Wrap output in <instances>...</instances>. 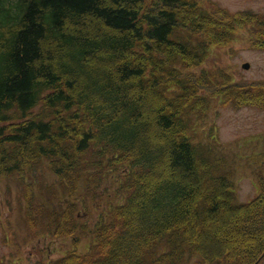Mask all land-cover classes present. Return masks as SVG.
Returning a JSON list of instances; mask_svg holds the SVG:
<instances>
[{
    "label": "trees",
    "instance_id": "trees-1",
    "mask_svg": "<svg viewBox=\"0 0 264 264\" xmlns=\"http://www.w3.org/2000/svg\"><path fill=\"white\" fill-rule=\"evenodd\" d=\"M246 25L264 49L260 14L200 0H0V177L47 159L67 202L32 207L29 188L36 224L93 236L89 254L56 264L264 260V152L259 195L238 202V161L204 129L211 102L200 93L264 106V81L187 71ZM81 188L103 212L93 227L75 213Z\"/></svg>",
    "mask_w": 264,
    "mask_h": 264
},
{
    "label": "rangeland",
    "instance_id": "rangeland-1",
    "mask_svg": "<svg viewBox=\"0 0 264 264\" xmlns=\"http://www.w3.org/2000/svg\"><path fill=\"white\" fill-rule=\"evenodd\" d=\"M207 9L233 14L236 11L252 10L264 18V0H200ZM252 26L239 28L232 40L222 46H211L207 57L197 67L188 69V72L201 73L208 70L225 80L236 84H255L264 81V49L251 43ZM245 62L249 68H243ZM211 99V107L204 117V129L210 132L211 127L219 142L226 147L230 154H236L239 166L234 167L235 188L237 201L245 202L258 195L257 177L253 170L246 165V154H257L264 147V106L239 107L224 106L221 104L222 95L200 91ZM39 112V107L33 109ZM197 119V118H195ZM215 125V126H214ZM205 136V135H203ZM258 146V147H256ZM242 158V159H241ZM256 160V157L253 161ZM241 164V165H240ZM35 178L36 185L44 189L43 197L51 196V186L59 188L56 177L44 161L34 171V176L26 177L30 182ZM258 192V193H257ZM82 188L73 198L77 204L75 213L82 220H96L101 209L97 210L96 201L91 198L87 204L81 203ZM42 195V194H41ZM45 201V199H42ZM58 204L57 199H54ZM23 186L18 179L12 177L0 178V264H56L55 260L71 247V239L66 235L49 234L45 226H36L31 216L25 217ZM104 204H101V207ZM66 207V206H64ZM76 211H79V215ZM46 217V214H44ZM37 228V232H34ZM44 231V232H43ZM90 237L87 236V240ZM86 250V249H85ZM83 250V251H85ZM81 252V248H80ZM196 262V261H195ZM191 263L185 264H194ZM264 264V263H263Z\"/></svg>",
    "mask_w": 264,
    "mask_h": 264
},
{
    "label": "water",
    "instance_id": "water-1",
    "mask_svg": "<svg viewBox=\"0 0 264 264\" xmlns=\"http://www.w3.org/2000/svg\"><path fill=\"white\" fill-rule=\"evenodd\" d=\"M248 65H246V67H247Z\"/></svg>",
    "mask_w": 264,
    "mask_h": 264
}]
</instances>
